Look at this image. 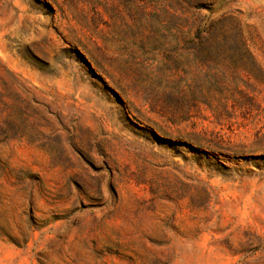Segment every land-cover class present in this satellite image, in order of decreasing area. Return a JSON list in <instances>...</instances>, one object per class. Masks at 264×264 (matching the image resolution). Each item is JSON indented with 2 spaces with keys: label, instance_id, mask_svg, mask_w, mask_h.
Listing matches in <instances>:
<instances>
[{
  "label": "rangeland",
  "instance_id": "rangeland-1",
  "mask_svg": "<svg viewBox=\"0 0 264 264\" xmlns=\"http://www.w3.org/2000/svg\"><path fill=\"white\" fill-rule=\"evenodd\" d=\"M0 264H264V0H0Z\"/></svg>",
  "mask_w": 264,
  "mask_h": 264
}]
</instances>
